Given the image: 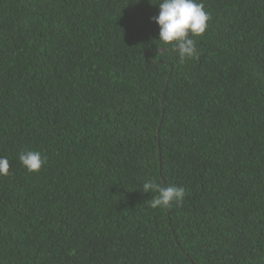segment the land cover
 Listing matches in <instances>:
<instances>
[{
  "label": "trees",
  "instance_id": "16d2710c",
  "mask_svg": "<svg viewBox=\"0 0 264 264\" xmlns=\"http://www.w3.org/2000/svg\"><path fill=\"white\" fill-rule=\"evenodd\" d=\"M158 2L0 0V264H264V0H198L183 63Z\"/></svg>",
  "mask_w": 264,
  "mask_h": 264
},
{
  "label": "clouds",
  "instance_id": "9594fccd",
  "mask_svg": "<svg viewBox=\"0 0 264 264\" xmlns=\"http://www.w3.org/2000/svg\"><path fill=\"white\" fill-rule=\"evenodd\" d=\"M158 15L151 18L158 26V39L164 45H171V51L180 63L185 60L198 59V50L193 36L205 33L210 14L204 4L198 0H159ZM166 51V48H161ZM18 160L28 172H38L45 164V159L36 150L21 151ZM10 162L0 157V176L9 175ZM142 192L150 193L151 199L146 201L152 209H170L173 203L180 204L186 196L182 186L162 185L154 179L142 184Z\"/></svg>",
  "mask_w": 264,
  "mask_h": 264
}]
</instances>
